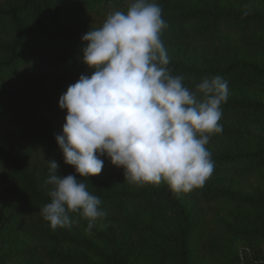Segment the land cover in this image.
I'll return each instance as SVG.
<instances>
[{
  "label": "trees",
  "instance_id": "16d2710c",
  "mask_svg": "<svg viewBox=\"0 0 264 264\" xmlns=\"http://www.w3.org/2000/svg\"><path fill=\"white\" fill-rule=\"evenodd\" d=\"M130 2L0 0V264H264V0H156L171 74L192 89L205 77L228 83L202 187L177 194L65 163L59 99L92 72L81 37ZM49 160L100 198L108 215L90 233L79 213L55 230L41 216Z\"/></svg>",
  "mask_w": 264,
  "mask_h": 264
},
{
  "label": "clouds",
  "instance_id": "9594fccd",
  "mask_svg": "<svg viewBox=\"0 0 264 264\" xmlns=\"http://www.w3.org/2000/svg\"><path fill=\"white\" fill-rule=\"evenodd\" d=\"M166 27L156 0H131L126 12H109L102 26L81 37L87 42L82 60L92 72L61 95L59 106L67 115L56 136L65 163L79 176L100 174L102 156L124 168L126 181L163 182L177 194L202 187L213 174L206 146L223 132L219 121L228 83L221 76L205 77L192 89L183 76L172 75L161 39ZM58 168L49 160L44 184L50 186V202L40 214L55 230L71 228L70 213H79L90 233L108 213L84 182L58 174Z\"/></svg>",
  "mask_w": 264,
  "mask_h": 264
},
{
  "label": "rangeland",
  "instance_id": "374dc122",
  "mask_svg": "<svg viewBox=\"0 0 264 264\" xmlns=\"http://www.w3.org/2000/svg\"><path fill=\"white\" fill-rule=\"evenodd\" d=\"M101 159L104 160V167L102 169V172H104L107 168L111 169V171L114 173V180L115 181H120V182H126V177H125V170L123 167H117L116 165L112 164L111 160L106 159L105 157H100ZM122 170L121 174L119 172ZM100 173L98 175H107L106 173ZM8 208V207H6Z\"/></svg>",
  "mask_w": 264,
  "mask_h": 264
}]
</instances>
